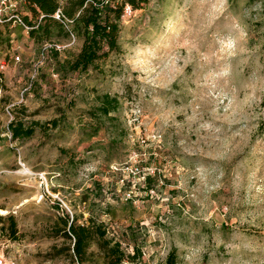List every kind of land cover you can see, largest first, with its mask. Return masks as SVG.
<instances>
[{
  "label": "rangeland",
  "instance_id": "obj_1",
  "mask_svg": "<svg viewBox=\"0 0 264 264\" xmlns=\"http://www.w3.org/2000/svg\"><path fill=\"white\" fill-rule=\"evenodd\" d=\"M127 9L120 52L85 72L56 64L81 39L37 45L0 25V216L18 237L0 230V264H70L65 214L145 264H264V0ZM103 95L118 102L108 116ZM13 120L58 127L11 140Z\"/></svg>",
  "mask_w": 264,
  "mask_h": 264
},
{
  "label": "trees",
  "instance_id": "obj_2",
  "mask_svg": "<svg viewBox=\"0 0 264 264\" xmlns=\"http://www.w3.org/2000/svg\"><path fill=\"white\" fill-rule=\"evenodd\" d=\"M27 14L19 17L22 28H26L28 38L37 45L53 43V40L79 38L82 45L79 52L71 59L57 62L59 72H85L100 60L107 59L111 54L119 53L120 22L124 10H139L149 0H23ZM58 13L59 19L54 16ZM57 54L56 50L51 49ZM0 88H3V75L0 71ZM97 109L99 115L108 116L117 110L118 102L103 95L99 98ZM58 127V121L51 120L41 123L31 121L25 125L13 120L8 125L11 140L30 139L38 130L47 133ZM150 181V179H148ZM87 225L77 224L76 219L70 220L68 215L58 217L55 223V235L71 241L68 251L70 264H84L90 257V248L95 245L101 253L104 264H145L142 252L133 247L127 253L117 241L108 239L102 225L89 219ZM0 230L6 232L9 240L16 241L17 228L13 216H0ZM174 252L167 257L168 264H174Z\"/></svg>",
  "mask_w": 264,
  "mask_h": 264
},
{
  "label": "built area",
  "instance_id": "obj_3",
  "mask_svg": "<svg viewBox=\"0 0 264 264\" xmlns=\"http://www.w3.org/2000/svg\"><path fill=\"white\" fill-rule=\"evenodd\" d=\"M15 7L16 2L14 0H0V25L10 20L19 26L23 25L19 16L14 13ZM127 12H130L129 8L127 9ZM54 17L59 19L58 13H56Z\"/></svg>",
  "mask_w": 264,
  "mask_h": 264
}]
</instances>
